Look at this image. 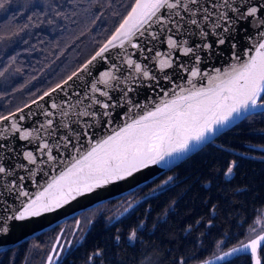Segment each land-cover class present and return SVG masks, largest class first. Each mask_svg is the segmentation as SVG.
I'll return each mask as SVG.
<instances>
[{
  "label": "trees",
  "instance_id": "1",
  "mask_svg": "<svg viewBox=\"0 0 264 264\" xmlns=\"http://www.w3.org/2000/svg\"><path fill=\"white\" fill-rule=\"evenodd\" d=\"M134 1L8 0L0 8V118L69 77ZM141 190L152 195L119 220L111 221L117 201L82 214L85 226L93 223L59 264H196L263 231L256 222L264 212V113L246 117ZM58 231L0 253V264H44ZM258 256L264 264V246ZM224 264L252 260L245 254Z\"/></svg>",
  "mask_w": 264,
  "mask_h": 264
},
{
  "label": "water",
  "instance_id": "2",
  "mask_svg": "<svg viewBox=\"0 0 264 264\" xmlns=\"http://www.w3.org/2000/svg\"><path fill=\"white\" fill-rule=\"evenodd\" d=\"M144 2L147 3L148 0ZM199 2L212 15L205 20L206 13L201 8L195 17L198 26L189 22V14L182 8L175 11L161 10L149 24L131 37V42L125 40L123 47L110 46L102 57H98L89 64L88 62L92 60L96 52L117 34V29L128 18L132 8L136 7L137 0H135L108 39L73 72L77 75L72 80H68L67 77L59 83L62 86L60 89L52 91L57 88V84L45 92L49 93L48 96L43 93L3 116L8 117L7 120L0 119V145H2L0 164L9 169V174L0 176V221H6L8 227L7 233L0 234V253L27 242L85 211L139 189L174 168L246 117L264 113V105L249 106L246 110L242 109L239 113H233L226 123L214 125V131L206 134L201 141L190 142L187 151L174 154L166 158L165 162L142 168L131 178L102 185L91 193L69 199L55 211L43 212L24 221L8 219L9 216L17 214V210L21 209L23 203L43 191L54 177L67 171L76 159L85 155L94 145L114 135L126 124L139 119L149 111H155L156 107L162 106L163 103L176 99L180 95H187L193 87L197 89L207 87L209 76L221 75L256 55V47L264 40V37L260 35L264 33V23H261L264 21V0H243L244 6L241 7V11H245L248 6L258 7L259 11L255 17L239 19L236 13L225 9L229 17L228 21L218 19L217 13L211 7L213 3L219 5L221 0H199ZM231 2L234 6H241L240 0H231ZM176 11L183 16L182 20L175 15ZM217 24L219 27L214 26ZM225 28L229 31L225 32ZM169 36L175 39L179 46L193 48L194 53L201 57L200 63H196L193 54L184 56L180 51L170 49L167 43ZM218 37L225 39L223 45L218 43ZM116 43L119 45L120 41L117 40ZM205 43L211 45V48L204 49L202 45ZM132 44H137L138 47L134 48ZM157 52L161 54L159 57L156 55ZM129 58L139 63L142 69H146L151 78L146 79L142 73H136L134 68H129L125 62ZM165 60L169 61L171 66L161 68V62ZM85 65H88L87 68ZM194 67L199 69L202 75L189 83V72ZM109 70L116 79L106 78L107 84L98 83L101 73ZM65 81H68L67 84L64 83ZM93 84L107 91L111 99H106L98 93L93 94L91 91ZM93 95L97 100L115 106L107 110L98 105H92V108H89ZM53 103L57 105L56 108H52ZM84 111H95L97 115L95 117L78 115ZM105 111L109 113L108 116L104 115ZM20 116L24 119L21 120ZM49 120L52 121L51 126L48 125ZM12 123H16L22 131L30 132L31 135L21 140L20 134L12 130ZM45 142L51 148V155L54 157L52 161L48 160L47 150H39L40 144ZM25 152L33 153L36 160L34 164L25 159ZM21 177L23 180L20 179ZM75 178L76 176H70L69 180ZM13 180L16 182L14 188L11 183ZM21 190L28 192L29 196L20 197L18 193ZM60 194L59 188H55L46 194L45 198ZM122 215L123 213L118 217ZM259 236H264V230L243 243H248ZM239 245L204 261L208 264H224L241 255L251 256L250 251L235 253L231 251ZM260 248L258 247L257 255ZM224 253L231 254L225 256ZM218 257L222 259H217ZM204 261L196 264H203ZM45 264H49L48 259ZM52 264H56V258Z\"/></svg>",
  "mask_w": 264,
  "mask_h": 264
},
{
  "label": "snow or ice",
  "instance_id": "3",
  "mask_svg": "<svg viewBox=\"0 0 264 264\" xmlns=\"http://www.w3.org/2000/svg\"><path fill=\"white\" fill-rule=\"evenodd\" d=\"M7 2L8 0H0V8H3ZM240 3L241 6L237 7L233 5L231 0H221L219 5L213 3L211 7L217 13L218 19L224 21L229 20L225 9L236 13L239 19L257 15L258 7L248 6L245 11H241V7L244 6L243 0H240ZM178 8H182L184 12L189 14V22L192 25L198 26V21L195 17L201 8L206 13L204 16L205 20L212 15L204 5L200 4L199 0H148L147 3L144 0H137L136 7L132 8L128 18L117 29V34L101 47L88 63L91 64L98 57H102L110 46L123 47L125 40L131 42V37L149 24L161 10L175 11ZM175 15L180 17L181 20L183 19V16H180L178 11L175 12ZM261 23H264V21ZM214 26L219 27L218 24ZM224 31L227 32L229 29L225 28ZM201 32L203 33V30ZM260 35L264 37V33H260ZM120 37H123V39H120ZM117 40L120 41L119 45L116 43ZM167 43L170 49H176L184 56L193 54L196 63H200L201 57L194 53L193 48L179 46L178 42L171 36H169ZM218 43L223 45L225 39L218 37ZM132 47L136 48L138 45L132 44ZM197 47H201V45H197ZM202 47L209 49L211 45L205 43ZM255 52V56H251L239 66H233L229 71H225L221 75L209 76L207 87L199 89L193 87L187 95H180L176 99L163 103L162 106L156 107L155 111H149L139 119L126 124L114 135L94 145L85 155L76 159L75 163L67 171L61 172L58 177H54L43 191L23 203L21 209L17 210V214L9 216L8 219L24 221L43 212L55 211L62 204L67 203L69 199H75L76 196L91 193L102 185L131 178L142 168L165 162L166 158L187 151L190 142H199L204 139L206 134L214 131V125L226 123L233 113H239L242 109L246 110L249 106L258 107L264 105V40L259 43ZM156 55L159 57L161 54L157 52ZM125 62L129 68H134L136 73H142L144 78H151L149 72L146 69H142V66L139 63H135L131 58ZM87 66L85 65V68ZM170 66L171 64L167 60L161 62V68ZM0 75H3V72H0ZM76 75L77 73H73L72 76L68 77V80H72ZM200 75L202 74L199 69L194 67L189 72L188 82L192 83V80ZM106 78L116 79L109 70L101 73L98 83L107 84L108 80ZM67 82L65 81L64 83L67 84ZM61 87L58 84L57 88L52 89V91L55 92ZM91 91L93 94L98 93L106 99H111L109 93L98 88L96 84L92 85ZM44 95L48 96L49 93ZM92 105H98L105 110L115 106L114 104L97 100L95 95L92 96L91 104L88 107L92 108ZM56 107L57 105L53 103L52 108ZM12 115L14 116L15 114ZM64 115H67V113H64ZM78 115L95 117L97 113L95 111H84L78 113ZM104 115L108 116L109 113L105 111ZM0 119L7 120L8 117ZM20 119L23 120L24 117L20 116ZM51 124L52 121L49 120L48 125L51 126ZM11 127L14 132L20 134L21 140L27 139L31 135L30 132L22 131L16 123H12ZM39 150H47L48 160H54L48 143H41ZM24 157L29 163L34 164L36 162L32 152H25ZM232 171L233 165H229L225 175L231 174ZM6 174H9V169L0 164V176ZM70 176H76V178L69 180ZM20 179L23 180V177ZM168 179L171 180L172 178L169 177ZM11 183L14 188L16 182L13 180ZM164 183H167V181ZM55 188H59L61 194L45 198L46 194ZM18 195L20 197H28L29 193L21 190ZM130 207L131 204H129ZM124 211L127 212L128 209L125 208ZM7 231L6 221H0V234L7 233ZM136 236L137 231L133 229L128 239L130 241L135 240ZM262 246H264V236H259L256 239H251L248 243L241 242L237 248H233L231 251L233 253L250 251L252 264H261L257 250L258 247ZM56 247H62L59 245V238H57V245H54L53 251L56 250ZM56 254L59 255L58 252ZM230 254L224 253L225 256ZM96 255H99V253H96ZM217 259H222V257ZM52 261L53 256L49 255V264H52ZM180 264H185V261L181 259ZM203 264H208V262L204 261Z\"/></svg>",
  "mask_w": 264,
  "mask_h": 264
},
{
  "label": "flooded vegetation",
  "instance_id": "4",
  "mask_svg": "<svg viewBox=\"0 0 264 264\" xmlns=\"http://www.w3.org/2000/svg\"><path fill=\"white\" fill-rule=\"evenodd\" d=\"M145 186V185H144ZM142 187L139 189L126 194L118 199L111 200V201H117L118 205V213L115 214L112 218V222L123 218L124 216L129 215L132 213V211L138 206L139 203L143 202L148 196L152 195L151 192H145L141 190ZM129 204H131V207L129 209ZM127 208L129 211L124 213V209ZM94 209V208H93ZM89 211V210H88ZM87 212V211H86ZM85 212L66 220L59 226V231L57 232L56 236H54V240L52 244L50 245V248L48 250L47 256L45 258L44 264L46 263L48 256L52 255L53 260L56 258V264H59L67 255L68 253L73 250L80 241H82L85 238V235L87 234L88 229L90 228L91 224L93 223V220H89L88 226H85V217H83L82 214ZM123 215L121 217H118L119 215ZM81 219L83 223L81 224ZM79 222V223H77ZM82 225V226H80ZM80 226V227H79ZM57 238H59V245L62 247H56V250L53 251L54 245H57ZM59 253L57 255L56 253ZM53 263V261H52Z\"/></svg>",
  "mask_w": 264,
  "mask_h": 264
},
{
  "label": "rangeland",
  "instance_id": "5",
  "mask_svg": "<svg viewBox=\"0 0 264 264\" xmlns=\"http://www.w3.org/2000/svg\"><path fill=\"white\" fill-rule=\"evenodd\" d=\"M11 72H7L6 73V77L8 76H12V74H10ZM233 165V164H232ZM232 174V173H231ZM231 174L226 175L227 177L231 176ZM86 212V211H85ZM259 221V223H257ZM258 221L256 222V225L258 228H263L264 229V212L261 214V216L259 217Z\"/></svg>",
  "mask_w": 264,
  "mask_h": 264
}]
</instances>
